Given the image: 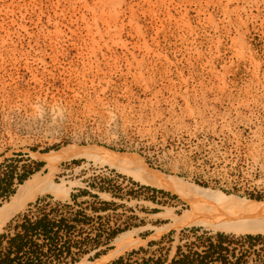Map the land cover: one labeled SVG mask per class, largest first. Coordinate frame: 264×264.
I'll return each instance as SVG.
<instances>
[{
    "label": "rangeland",
    "instance_id": "obj_1",
    "mask_svg": "<svg viewBox=\"0 0 264 264\" xmlns=\"http://www.w3.org/2000/svg\"><path fill=\"white\" fill-rule=\"evenodd\" d=\"M71 146L135 156L188 184L264 202V0H0V208L22 175L49 174L34 154ZM52 179L70 193L29 202L0 236L24 214L83 211L94 220L75 241L136 232L143 243L106 264H153L217 235L176 226L192 212L183 195L109 163L71 159ZM117 238L77 264L110 256ZM232 247L240 257L242 245Z\"/></svg>",
    "mask_w": 264,
    "mask_h": 264
},
{
    "label": "trees",
    "instance_id": "obj_2",
    "mask_svg": "<svg viewBox=\"0 0 264 264\" xmlns=\"http://www.w3.org/2000/svg\"><path fill=\"white\" fill-rule=\"evenodd\" d=\"M43 166V163L38 164L36 171L41 170ZM33 173L35 171L22 175L20 184H24ZM12 178L8 174L4 180L10 183ZM2 183L0 181V189ZM102 191L106 189L103 188ZM81 195L92 196L86 191L81 192ZM93 197L99 199L100 196L93 195ZM73 200L77 202V196H73ZM103 204L105 207L112 206L107 202ZM64 207L70 208L67 204ZM93 211L96 213L99 209L94 207ZM93 220L94 218L83 211L67 216L59 214L56 208L35 218L28 214L18 216L8 227V230H14V234L5 233L0 236V264H77L101 245L110 249L113 241L121 233L120 230L108 233L105 242H101V235L96 239L74 240L78 227L91 223ZM17 222L19 223L16 224ZM194 232L196 233V230ZM230 235L234 234L217 233L215 237L208 238L196 236L197 240L193 244L185 246L189 252L185 253L184 247L180 245L172 260L151 261L153 264H249L248 258L251 251L259 248L256 251L259 258L257 264H264V235H244L245 237L238 239ZM5 243L7 246L4 248ZM234 243L244 248L240 257L236 248L232 247ZM157 244L161 242L151 243L150 246ZM104 254L106 251H99L93 259L101 258ZM123 262L124 260L121 259L116 264H123ZM146 264H150V260H146Z\"/></svg>",
    "mask_w": 264,
    "mask_h": 264
},
{
    "label": "bare ground",
    "instance_id": "obj_3",
    "mask_svg": "<svg viewBox=\"0 0 264 264\" xmlns=\"http://www.w3.org/2000/svg\"><path fill=\"white\" fill-rule=\"evenodd\" d=\"M34 156H40L46 161L50 172L46 177L39 172L28 179L20 186L12 201L0 208V233L19 211L39 196L53 195L63 198L70 193L69 188L53 182L56 165L71 159H95L128 172L146 185L173 190L183 195L191 205L192 212L176 219L178 227L197 224L215 233L264 234V202L227 196L212 189L188 184L179 178L151 170L143 165L138 157L105 151L97 147L79 146H71L61 152L34 154ZM116 242L118 249L94 264H106L125 250L143 243L136 238V232H126L120 235Z\"/></svg>",
    "mask_w": 264,
    "mask_h": 264
}]
</instances>
